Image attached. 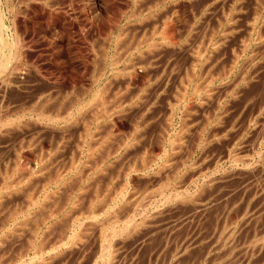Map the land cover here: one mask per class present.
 I'll return each mask as SVG.
<instances>
[{
	"label": "rangeland",
	"instance_id": "374dc122",
	"mask_svg": "<svg viewBox=\"0 0 264 264\" xmlns=\"http://www.w3.org/2000/svg\"><path fill=\"white\" fill-rule=\"evenodd\" d=\"M0 39V264H264V0H0Z\"/></svg>",
	"mask_w": 264,
	"mask_h": 264
},
{
	"label": "bare ground",
	"instance_id": "6f19581e",
	"mask_svg": "<svg viewBox=\"0 0 264 264\" xmlns=\"http://www.w3.org/2000/svg\"><path fill=\"white\" fill-rule=\"evenodd\" d=\"M10 4H12V3H10ZM5 5H6V4H5ZM12 5H13V4H12ZM234 8H235V7H234ZM235 9H236V8H235ZM139 13H140V12H139ZM174 13H175V12H174ZM230 20H231V19H230ZM165 24H166V23H165ZM172 24H173V23H172ZM167 25H168V24H167ZM112 28H113V27H112ZM163 28H164V27H163ZM153 29H154V28H153ZM165 29H166V28H164V30H165ZM162 30H163V29H162ZM164 30H163L162 32H164ZM167 30H168V29H167ZM109 31H110V30H109ZM165 31H166V30H165ZM153 32H155V31H153ZM156 32L158 33V31H156ZM159 32H161V31H159ZM13 33H14V32H13ZM164 33H165V32H164ZM9 34H10V33H9ZM160 34H161V33H160ZM162 34H163V33H162ZM167 34H169V33H167ZM158 36H159V35H158ZM163 36H164V35H163ZM159 37H160V36H159ZM166 37H167V36H166ZM14 38L16 39V37H14ZM169 38H170V36H169ZM109 39H110V38H109ZM138 39H139V38H138ZM161 39H162V38H161ZM245 39H246V38H245ZM1 40H2V39H0V41H1ZM10 40H11V39H10ZM10 40H9V41H10ZM16 40H17V39H16ZM144 40H145V39H144ZM3 41H4V40H2L1 42H3ZM162 41H163V40H162ZM164 41H165V40H164ZM10 42H12V41H10ZM15 42L17 43L18 41H15ZM7 43H8V42H7ZM13 43H14V41L12 42L11 45H10V44H8V45L6 44V45H5V42H3V49H5V48H14V47L16 48V46H15L16 44L14 43L15 45H13ZM127 43H128V42H127ZM139 43H140V42H139ZM139 43H138V44H139ZM141 43H142V42H141ZM177 43H178V42H177ZM134 44H135V43H134ZM165 44H166V43H165ZM167 44H168V43H167ZM175 44H176V43H175ZM9 46H11V47H9ZM124 46H125V45H124ZM0 47H1V46H0ZM146 49H147V48H146ZM1 50H2V47H1ZM7 50H8V49H7ZM13 50H14V49H13ZM130 50H131V49H130ZM256 50H257V49H256ZM5 51H6V50H5ZM14 51H15V50H14ZM126 51H127V50H126ZM152 51H153V50H152ZM9 52H10V50H9ZM11 52H13V51H11ZM11 52H10V53H11ZM145 52H146V51H145ZM257 52H258V51H257ZM13 53H14V52H13ZM17 53H18V52H17ZM11 54H12V53H11ZM11 54H9V53H5V52H4V53L2 54V56L0 57V71H1V70L3 71V69L6 68V66H8V65H7L8 60H12V59H9V57H10V56L13 57L12 55H15L16 52H15L14 54H12V55H11ZM112 56H113V55H112ZM122 56H123V55H122ZM131 57H132V56H131ZM17 58H18V57H17ZM151 61H152V60H151ZM129 62H130V61H129ZM196 62H197V61H196ZM213 62H214V61H213ZM192 66H193V65H192ZM138 67H139V66H138ZM15 68H16V67H15ZM128 68H129V67H128ZM200 68H201V67H200ZM130 69H131V68H130ZM192 69H193V68H192ZM24 70H25V69H24ZM2 71H1V72H2ZM263 71H264V70H263ZM189 74H190V73H189ZM9 75H10V74H9ZM126 75H127V74H126ZM128 75H129V74H128ZM198 76H199V75H198ZM238 76H239V75H238ZM10 78H11V77H10ZM197 78H198V77H197ZM1 79H3V78H1ZM1 81H2V80H1ZM10 82H11V81H10ZM205 82H206V81H205ZM102 85H103V84H102ZM4 87H5V86H4ZM194 88H195V87H194ZM3 89H4V88H3ZM192 90H193V88H192ZM200 90H201V89H200ZM183 91H184V90H183ZM98 92H99V91H98ZM207 92H209V91H207ZM96 93H97V92H96ZM136 93H137V92H136ZM182 93H183V92H182ZM190 93H191V92H190ZM194 94H195V93H194ZM196 94H197V93H196ZM47 95H48V94H47ZM97 95H98V94H97ZM116 95H117V94H116ZM94 96H95V95H94ZM94 96H93V97H94ZM100 96H101V94H100ZM100 96H99V97H100ZM96 97H97V96H96ZM96 97H95V98H96ZM122 97H123V96H122ZM100 98H101V97H100ZM104 98H105V97H104ZM104 98H103V99H104ZM45 99H46V98H45ZM97 99L99 100V98H97ZM212 99H213V98H212ZM101 100H102V99H101ZM101 100H100V102H101ZM106 100H107V99H106ZM74 101H76V99H75ZM112 101H113V100H112ZM127 101H128V100H127ZM34 102H35V101H34ZM94 102H95V101H94ZM97 103H98V102H97ZM57 107H58V106H57ZM108 108H109V107H108ZM37 109H38V108H37ZM64 111H65V110H64ZM93 111H95V110H93ZM102 111H103V110H102ZM102 111H101V112H102ZM122 111H123V110H122ZM89 112H90V111H89ZM105 112H106V111H105ZM124 112H125V111H124ZM42 113H43V112H42ZM104 114H106V113H104ZM96 115H97V114H96ZM44 116H46V115H44ZM55 116H56V115H55ZM92 116H93V115H92ZM13 118H14V117H13ZM41 118H42V117H41ZM121 118H122V117H121ZM48 120H49V119H48ZM85 120H86V119H85ZM74 122H75V120H74ZM106 122H107V121H106ZM5 123H6V122H5ZM183 123H184V122H183ZM80 124H81V123H80ZM88 124H89V123H88ZM113 125H114V124H113ZM184 125H185V124H184ZM20 127H21V126H20ZM53 127H54V126H53ZM86 127H87V126H86ZM183 127H184V126H183ZM60 129H61V128H60ZM35 130H36V129H35ZM84 130H85V129H84ZM81 131H82V130H81ZM36 132H37V131H36ZM84 132H85V131H84ZM112 132H113V131H112ZM15 133H16V132H15ZM197 133H198V132H197ZM51 134H52V132H51ZM129 134H130V133H129ZM180 134H181V133H180ZM114 135H115V134H114ZM133 135H134V134H133ZM91 136H92V135H91ZM94 136H95V135H94ZM181 136H182V135H181ZM215 136H216V135H215ZM224 136H225V135H224ZM89 137H90V136H89ZM137 137H138V136H137ZM125 138H126V137H125ZM172 138H173V137H172ZM32 139H33V138H32ZM126 139H128V137H127ZM176 139H177V138H176ZM179 140H180V139H179ZM179 140H178V141H179ZM216 140H217V139H216ZM174 141H175V140H174ZM136 142H137V141H136ZM172 142H173V141H172ZM172 142H171V143H172ZM7 143H8V142H7ZM57 143H58V142H57ZM29 144H30V143H29ZM32 144H33V143H32ZM127 144H129V142H128ZM173 144H174V143H173ZM93 145H94V144H93ZM130 145H131V144H130ZM90 146H91V145H90ZM127 146H128V145H127ZM236 146H237V145H236ZM33 147H34V146H33ZM101 147H102V146H101ZM28 148H29V147H28ZM88 148L90 149V147H88ZM22 149H23V148H22ZM94 149H95V148H94ZM173 150H174V149H173ZM13 151H14V150H13ZM92 151H93V150H92ZM108 151H109V150H108ZM103 152H104V151H103ZM142 152H143V151H142ZM234 152H235V151H234ZM89 154H90V153H89ZM137 154H138V153H137ZM255 154H256V153H255ZM111 155H112V154H111ZM262 155H263V154H262ZM94 156H95V155H94ZM247 156H248V155H247ZM248 157H249V156H248ZM166 158H167V157H166ZM150 159H151V158H150ZM171 159H172V158H171ZM103 160H104V159H103ZM148 160H149V159H148ZM164 160H165V159H164ZM99 161H100V160H99ZM101 162H102V161H101ZM3 165H4V164H3ZM26 165H27V164H26ZM88 165H89V164H88ZM98 165H99V164H98ZM22 166H23V165H22ZM245 166H246V165H245ZM17 167H19V166H17ZM8 168H9V167H8ZM92 168H93V167H92ZM127 168H128V167H127ZM164 169H165V168H164ZM247 169H248V168H247ZM36 170H37V169H36ZM96 170H97V169H96ZM101 170H102V168H101ZM101 170H100V171H101ZM145 170H146V169H145ZM103 171H104V170H103ZM263 171H264V170H263ZM78 172H79V171H78ZM87 172H88V171H87ZM135 172H136V171H135ZM160 172H161V171H160ZM35 173H36V172H35ZM76 173H77V172H76ZM154 173H155V171H154ZM174 173H175V172H174ZM245 173H246V172H245ZM252 174H253V173H252ZM145 175H146V174H145ZM169 175H170V174H169ZM34 176H35V175H34ZM59 176H60V175H58V177H59ZM170 176H171V175H170ZM261 176H262V175H261ZM19 177H20V176H19ZM37 177H38V176H37ZM62 177H63V176H62ZM5 178H6V177H5ZM55 178H56V177H55ZM11 179H12V178H11ZM58 179H59V178H58ZM60 179H61V178H60ZM63 179H64V178H63ZM113 179H114V178H113ZM137 179H138V178H137ZM166 179H167V178H166ZM20 180H21V179H20ZM71 180H72V179H71ZM1 181H2V180H1ZM3 181H4V180H3ZM64 181H65V180H63L62 183H63ZM119 181H120V180H119ZM157 181H158V180H157ZM246 181H247V180H246ZM49 182H50V181H49ZM249 182H250V181H249ZM37 183H38V182H37ZM45 183H46V182H45ZM98 183H99V182H98ZM157 183H158V182H157ZM238 183H239V182H238ZM53 184H54V182H53ZM55 184H56V182H55ZM55 184H54V185H55ZM240 184H241V183H240ZM244 184H245V183H244ZM11 185H12V184H11ZM43 185H45V184H43ZM120 185H121V184H120ZM166 185H167V184H166ZM166 185H165V186H166ZM48 186H49V185H48ZM59 186H60V185H59ZM59 186H58V188L60 189ZM67 186H68V185H67ZM69 186H70V185H69ZM94 186H95V185H94ZM154 186H155V185H154ZM39 187H41V186H39ZM55 187H56V186H55ZM56 188H57V187H56ZM80 188L82 189V187H80ZM237 188H238V187H237ZM38 189H39V188H38ZM94 189H95V188H94ZM122 189H123V188H122ZM131 189H132V188H131ZM152 189H153V187H152ZM148 190H149V189H148ZM11 191H12V190H11ZM11 191H9V192H11ZM93 191H94V190H93ZM98 191H99V190H98ZM235 191H236V190H235ZM242 191H243V190H242ZM7 192H8V191H7ZM51 192H52V191H51ZM151 192H152V191H151ZM24 193H25V192H24ZM48 193H50V192H48ZM177 193H178V192H177ZM185 193H186V192H185ZM45 194H46V193H45ZM96 194H97V193H96ZM121 194H122V193H121ZM142 194H143V193H142ZM100 195H101V194H100ZM134 195H135V193H134ZM29 196H30V195H29ZM29 196H28V197H29ZM32 196H33V195H32ZM34 196H35V195H34ZM75 197H76V196H75ZM115 197H116V196H115ZM127 197H128V196H127ZM179 197H180V196H179ZM32 198H33V197H32ZM37 198H38V197H37ZM43 198H44V196H43ZM149 198H150V197H149ZM166 198H167V197H166ZM172 198H173V196H172ZM177 198H178V197H177ZM33 199H34V198H33ZM73 199H74V198H73ZM167 199H168V198H167ZM41 200H42V199H41ZM43 200H44V199H43ZM74 200H75V199H74ZM118 200H119V199H118ZM134 200H135V199H134ZM165 200H166V199H165ZM36 201H37V200H36ZM72 201H73V200H72ZM195 201H196V200H195ZM202 201H203V200H202ZM216 201H217V200H216ZM11 202H12V201H11ZM32 202H33V201H32ZM90 202H91V201H90ZM120 202H121V201H120ZM230 202H231V201H230ZM30 203H31V201H30ZM33 203H34V202H33ZM39 203H41V202H39ZM39 203H38V204H39ZM91 203H92V202H91ZM206 203H207V202H206ZM89 204H90V203H89ZM95 204H96V203H95ZM112 204H113V203H112ZM13 205H14V204H13ZM36 205H37V203H36ZM39 205H40V204H39ZM133 205H134V204H133ZM226 205H227V204H226ZM14 206H15V205H14ZM16 206H17V205H16ZM59 206H60V205H59ZM186 206H187V205H186ZM203 206H204V204H203ZM210 206H211V205H210ZM27 207H28V206H27ZM37 207H38V206H37ZM60 207H61V206H60ZM101 207H102V206H101ZM101 207H100V208H101ZM170 207H171V206H170ZM22 208H23V207H22ZM17 209H18V208H17ZM17 209H16V210H17ZM53 209H54V208H53ZM152 209H153V208H152ZM196 209H197V208H196ZM96 210H98V209H96ZM96 210H93V211H96ZM143 210H144V209H143ZM51 211H52V210H51ZM91 211H92V210H91ZM162 211H164V210H162ZM82 212H83V211H82ZM96 212H97V211H96ZM114 212H115V211H114ZM143 212H144V211H143ZM240 212H242V211H240ZM247 212H248V211H247ZM27 213H28V212H27ZM85 213H86V212H85ZM87 213H88V212H87ZM91 213H92V212H91ZM94 213H95V212H94ZM94 213H92V214H94ZM97 213H98V212H97ZM99 213H100V212H99ZM120 213H121V212H120ZM200 213H201V212H200ZM238 213H239V212H238ZM253 213H254V212H253ZM17 214H18V213H17ZM32 214H33V213H32ZM68 214H69V213H68ZM92 214H91V216H92ZM158 214H159V213H158ZM206 214H207V213H206ZM247 214H248V213H247ZM249 214H250V213H249ZM65 215H66V214H65ZM70 215H71V214H70ZM79 215H80V214H79ZM108 215H109V214H108ZM250 215H251V214H250ZM49 216H50V214H49ZM52 216H53V215H52ZM62 216H63V215H62ZM93 216H94V215H93ZM96 216H97V215H96ZM203 216H204V215H203ZM10 217H11V216H10ZM84 217H85V216H84ZM87 217L90 219V215L86 216V218H87ZM94 217H95V216H94ZM113 217H114V215H113ZM133 217H134V216H133ZM182 217H183V216H182ZM206 217H207V216H206ZM245 217H246V216H245ZM27 218H28V217H27ZM86 218H85V219H86ZM95 218H96V217H95ZM114 218H115V217H114ZM204 218H205V217H204ZM257 218H258V217H257ZM69 219H70V218H69ZM102 219H103V218H102ZM110 219H111V218H110ZM119 219H120V217H119ZM178 219H179V218H178ZM226 219H227V218H226ZM107 220H108V219H107ZM107 220H106V221H107ZM131 220H133V219H131ZM158 220H159V219H158ZM161 220H162V219H161ZM174 220H175V219H174ZM80 221H82V220H80ZM99 221H100V220H99ZM113 221L115 222L114 219H113ZM113 221H112L113 225L110 223V224L113 226V229L111 230L112 238H114V236L118 234L117 232H118V230H119L117 227H115V226H116V223H117L118 221L116 220V223H114ZM149 221H150V220H149ZM198 221H199V220H198ZM250 221H251V220H250ZM94 222H95V221H94ZM107 222H109V221H107ZM107 222H106V223H107ZM131 222H132V221H131ZM135 222H136V221H135ZM162 222H163V221H162ZM21 223H22V222H21ZM96 223H97V221H96ZM103 223H104V222H103ZM147 223H149V222H147ZM153 223H154V222H153ZM153 223H152V224H153ZM165 223H166V222H165ZM182 223H183V222H182ZM210 223H211V222H210ZM40 224H41V223H40ZM82 224H83V223H82ZM154 224H155V223H154ZM244 224H245V223H244ZM51 225H52V224H51ZM114 225H115V226H114ZM117 225H118V224H117ZM121 225H122V224H121ZM124 225H126V224H124ZM124 225H123V227H126L127 225H129V223H127L126 226H124ZM134 225H135V224H134ZM143 225H144V224H143ZM47 226H48V225H47ZM118 226H119V225H118ZM132 226H133V225H132ZM146 226H147V225H146ZM154 226H155V225H154ZM157 226H158V225H157ZM241 226H242V224H241ZM26 227H27V226H26ZM28 227H29V226H28ZM33 227H34V226H33ZM101 227H102V226H101ZM120 227H121V226H120ZM123 227H122L121 229H122V231H125L127 227L124 228L125 230H123ZM163 227H164V226H163ZM210 227H211V226H210ZM46 228H47V227H46ZM85 228H86V225H85ZM129 228H130V227H129ZM137 228H138V227H137ZM146 228H147V227H146ZM15 229H16V228H15ZM78 229H80V228H78ZM86 229H87V228H86ZM99 229H100V228H99ZM108 229L110 230V228H108ZM167 229H168V228H167ZM202 229H203V228H202ZM37 230H38V229H37ZM75 230H76V229H75ZM83 230H84V228H83ZM83 230H82V231H83ZM127 230H128V229H127ZM132 230H133V229H132ZM147 230H148V229H147ZM151 230H152V229H151ZM206 230H207V229H206ZM263 230H264V229H263ZM70 231H71V230H70ZM72 231H74V230H72ZM84 231H85V230H84ZM88 231H89V230H87V233H88ZM122 231H121V233H122ZM130 231H131V230H130ZM138 231H139V230H138ZM152 231H153V230H152ZM152 231H149V232H152ZM15 232H16V231H15ZM59 232H60V231H59ZM91 232H92V231H91ZM107 232H108V231H107ZM149 232H148V233H149ZM213 232H215V231H213ZM82 233L84 234V232H81V231L78 230L77 232L73 233V235L70 234V235H71V236H70V239H71V240H75V241H76V240H80L81 237L83 236ZM89 233H90V232H89ZM103 233H104V231H103ZM14 234H15V233H14ZM144 234H145V233H144ZM146 234H147V233H146ZM146 234H145V235H146ZM198 234H199V233H198ZM145 235H144V236H145ZM204 235H205V234H204ZM204 235H203V236H204ZM208 235H209V234H208ZM216 235H217V234H216ZM124 236H125V235H124ZM142 236H143V235H142ZM205 236H206V235H205ZM2 237H3V236H2ZM43 237H44V236H43ZM110 237H111V236H110ZM145 237H146V236H145ZM30 238H31V237H30ZM40 238H41V237H40ZM65 238H66V237H65ZM100 238H101V237H100ZM179 238H180V237H179ZM68 239H69V236H68ZM84 239H85V238H84ZM131 239H132V238H131ZM133 239H134V238H133ZM190 239H191V238H190ZM202 239H203V238H202ZM205 239H206V238H205ZM213 239H214V238H213ZM42 240H43V239H42ZM44 240H45V238H44ZM105 240H106V238H105ZM143 240H144V239H143ZM145 240H146V239H145ZM165 240H166V239H165ZM180 240H181V239H180ZM203 240H204V239H203ZM208 240H209V239H208ZM63 241H64V240H63ZM137 241H138V240H137ZM139 241H140V240H139ZM141 241H142V240H141ZM175 241H176V240H175ZM211 241H212V240H211ZM216 241H217V240H216ZM252 241H253V240H252ZM39 242H40V240H39ZM39 242H38V243H39ZM209 242H210V241H209ZM219 242H220V241H219ZM58 243H59V242H58ZM68 243H69V242H68ZM73 243H74V242H73ZM77 243H78V242H77ZM118 243H119V242H118ZM169 243H170V242H169ZM189 243H190V242H189ZM210 243H211V242H210ZM40 244H41V243H40ZM40 244H39V245L37 244L36 247H35V249L38 248V247L40 246ZM123 244H124V242H123ZM130 244H131V243H130ZM135 244H136V243H135ZM192 244H193V243H192ZM199 244H201V243H199ZM29 245H30V244H29ZM62 245H63V244H62ZM69 245H73V244L70 243ZM74 245H76V244H74ZM104 245H105V244H104ZM104 245H103V246H104ZM113 245H114V244H113ZM140 245H141V243H140ZM140 245H139V246H140ZM167 245H168V244H167ZM183 245H184V244H183ZM250 245H251V244H250ZM37 246H38V247H37ZM42 246H43V245H42ZM42 246H41V247H42ZM107 246H108V245H107ZM128 246H129V244H128ZM130 246H131V245H130ZM132 246H134V245L132 244ZM157 246H158V245H157ZM163 246H164V245H163ZM190 246H191V245H190ZM44 247H45V246H44ZM65 247H66V246H65ZM70 247H72V246H70ZM109 247H112V246H109ZM116 247H117V245L115 246V248H116ZM126 247H127V246H126ZM142 247H143V246H142ZM180 247H181V246H180ZM219 247H220V246H219ZM80 248H81V247H80ZM130 248H131V247H130ZM135 248H136V247H135ZM157 248H158V247H157ZM176 248H177V247H176ZM181 248H182V247H181ZM186 248H187V247H186ZM64 249H65V248H64ZM116 249H117V248H116ZM125 249H126V248H125ZM137 249H139V248H137ZM159 249H160V248H159ZM159 249H158V250H159ZM161 249H162V248H161ZM178 249H179V247H178ZM188 249H189V248H188ZM207 249H208V248H207ZM40 250H41V248H40ZM158 250H157V251H158ZM169 250H170V249H169ZM171 250H172V249H171ZM61 251H62V250H61ZM126 251H127V250H126ZM137 251H139V250H137ZM149 251H150V250H149ZM149 251H148V252H149ZM151 251H152V250H151ZM172 251H173V250H172ZM172 251H171V252H172ZM185 251H186V250H185ZM207 251H208V250H207ZM38 252H39V251H38ZM114 252H115V251H114L113 249L110 250L109 248H108L107 250H105V252H104L103 255H102V256H103L102 264H112V262L115 263V261H114V257H115L114 254H115V253H114ZM166 252H167V251H166ZM179 252H180V251H179ZM179 252H178V253H179ZM186 252H187V251H186ZM188 252H189V251H188ZM188 252H187V253H188ZM132 253H133V252H132ZM159 253H160V252H159ZM159 253H158V254H159ZM162 253H164L163 250H162ZM183 253H184V252H183ZM22 254H23V252H22ZM25 254H26V253H25ZM39 254H40V253H39ZM42 254H43V252H42ZM122 254H124V253H122ZM122 254H119V255H122ZM152 254H153V253H152ZM169 254H170V252H169ZM185 254H186V253H185ZM211 254H212V253H211ZM213 254H214V253H213ZM35 255H36V254H35ZM35 255L33 254V256H35ZM57 255H58V254H57ZM222 255H223V254H222ZM40 256H41V255H40ZM102 256H101V257H102ZM130 256H131V255H130ZM162 256H163V255H162ZM42 257H43V256H42ZM96 257H97V256H96ZM127 257H128V256H127ZM151 257H152V256H151ZM172 257H173V256H172ZM178 257H179V256H178ZM206 257H207V256H206ZM12 258H13V257H12ZM38 258H39V257H38ZM154 258H156V257H154ZM117 259H119V258H117ZM163 259H164V258H163ZM209 259H210V258H209ZM236 259H237V258H236ZM119 260H120V259H119ZM153 260H154V259H153ZM210 260H211V259H210ZM225 260H226V259H225ZM100 261H101V260H100ZM132 261H133V260H132ZM146 261H147V260H146ZM149 261H150V260H149ZM168 261H169V260H168ZM171 261H172V260H171ZM219 261H220V260H219ZM232 261H233V260H232ZM21 262L24 264V261H21ZM30 262H31V260H30ZM40 262H41V261H40ZM118 262H119V261H118ZM157 262H158V261H157ZM176 262H177V261H176ZM200 262H201V261H200ZM22 263H21V264H22ZM35 263H36V262H35ZM128 263H129V262H128ZM135 263H136V262H135ZM148 263H149V262H148ZM148 263H147V264H148ZM155 263H156V262H155ZM44 264H45V263H44ZM46 264H48V263H46ZM131 264H132V262H131ZM156 264H157V263H156ZM174 264H175V263H174ZM176 264H177V263H176Z\"/></svg>",
	"mask_w": 264,
	"mask_h": 264
}]
</instances>
